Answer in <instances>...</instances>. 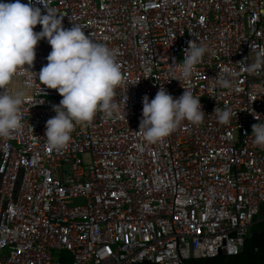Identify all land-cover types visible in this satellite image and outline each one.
I'll list each match as a JSON object with an SVG mask.
<instances>
[{"label":"built area","instance_id":"obj_1","mask_svg":"<svg viewBox=\"0 0 264 264\" xmlns=\"http://www.w3.org/2000/svg\"><path fill=\"white\" fill-rule=\"evenodd\" d=\"M49 7L65 28L78 23L114 51L120 113L97 112L76 124L67 148L49 147L46 122L62 96L39 81L52 49L38 42L34 65L14 77L29 90L23 130L0 139V264H184L238 255L264 214V146L251 136L264 122V93L250 92L263 73L238 64L264 46V0H50ZM189 41L211 49L191 80L205 118L149 143L138 132L143 97L161 86L183 94L189 85L173 79L171 65ZM220 71L236 73L234 90L216 84ZM218 106L231 109L228 123L211 115Z\"/></svg>","mask_w":264,"mask_h":264},{"label":"clouds","instance_id":"obj_2","mask_svg":"<svg viewBox=\"0 0 264 264\" xmlns=\"http://www.w3.org/2000/svg\"><path fill=\"white\" fill-rule=\"evenodd\" d=\"M50 0H0V139H8L23 130V105L27 102V87L13 90L14 77L34 65L38 42L47 39L51 52L47 64L37 73L42 85L56 89L62 96L53 105L56 115L46 122L48 146L62 150L67 148L76 124L91 123L97 112L106 117L120 113L115 100L116 88L122 83V71L114 51L105 43L86 35L84 27L73 22L65 28L63 16L49 7ZM36 4H43L44 14ZM42 25V30L34 31ZM211 49L203 42L189 41L181 62L171 65L173 79L189 86L181 96L174 97L161 86L155 97H143L142 119L139 133L149 143L162 142L183 121L193 124L203 122L205 111L201 97L191 90V80L197 66ZM250 75L264 73V46L251 52V56L239 62ZM28 67H25V66ZM234 71H220L213 78L224 89L234 90ZM30 79V78H29ZM43 92V88H42ZM251 93H264V81L255 83ZM216 119L226 124L233 113L230 108H215ZM252 137L257 146H264V122L254 124Z\"/></svg>","mask_w":264,"mask_h":264},{"label":"trees","instance_id":"obj_3","mask_svg":"<svg viewBox=\"0 0 264 264\" xmlns=\"http://www.w3.org/2000/svg\"><path fill=\"white\" fill-rule=\"evenodd\" d=\"M188 264H264V214L257 216L249 229L242 251L236 256L188 260ZM141 264H152L143 262Z\"/></svg>","mask_w":264,"mask_h":264},{"label":"rangeland","instance_id":"obj_4","mask_svg":"<svg viewBox=\"0 0 264 264\" xmlns=\"http://www.w3.org/2000/svg\"><path fill=\"white\" fill-rule=\"evenodd\" d=\"M260 80L264 81V73L261 75V79ZM56 258H57V260H59L61 262H66L67 261L66 254H63V253L56 254Z\"/></svg>","mask_w":264,"mask_h":264},{"label":"crops","instance_id":"obj_5","mask_svg":"<svg viewBox=\"0 0 264 264\" xmlns=\"http://www.w3.org/2000/svg\"><path fill=\"white\" fill-rule=\"evenodd\" d=\"M263 81V80H262ZM10 87L13 90L19 89V88H23L20 84V82L18 80H13L12 85H10ZM29 91V90H28ZM0 183H1V178H0Z\"/></svg>","mask_w":264,"mask_h":264},{"label":"water","instance_id":"obj_6","mask_svg":"<svg viewBox=\"0 0 264 264\" xmlns=\"http://www.w3.org/2000/svg\"><path fill=\"white\" fill-rule=\"evenodd\" d=\"M262 215V214H261ZM184 264H188L187 262H185Z\"/></svg>","mask_w":264,"mask_h":264}]
</instances>
